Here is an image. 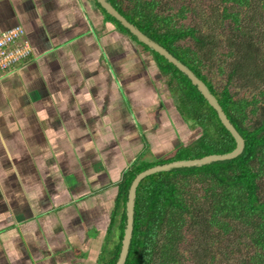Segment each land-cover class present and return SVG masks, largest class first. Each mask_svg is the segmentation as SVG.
Masks as SVG:
<instances>
[{"label": "crops", "instance_id": "1", "mask_svg": "<svg viewBox=\"0 0 264 264\" xmlns=\"http://www.w3.org/2000/svg\"><path fill=\"white\" fill-rule=\"evenodd\" d=\"M19 25L32 53L0 76V264H98L141 159L135 125L175 149L188 122L153 55L94 0H0V30Z\"/></svg>", "mask_w": 264, "mask_h": 264}, {"label": "trees", "instance_id": "2", "mask_svg": "<svg viewBox=\"0 0 264 264\" xmlns=\"http://www.w3.org/2000/svg\"><path fill=\"white\" fill-rule=\"evenodd\" d=\"M108 1L206 84L244 140L243 151L233 159L158 172L140 181L124 264H264V21L251 24L248 15L257 2L264 11V0ZM95 5L153 55L168 77L177 111L187 110L182 120L203 128L194 151L180 148L168 162L232 151L234 139L186 75ZM203 7L207 11L200 13ZM139 160L123 173L118 241L103 264L118 259L132 180L164 164Z\"/></svg>", "mask_w": 264, "mask_h": 264}, {"label": "water", "instance_id": "3", "mask_svg": "<svg viewBox=\"0 0 264 264\" xmlns=\"http://www.w3.org/2000/svg\"><path fill=\"white\" fill-rule=\"evenodd\" d=\"M95 1L108 15L113 17L116 21L120 23L121 26L126 28L129 31V33L132 34L139 43L147 46L148 49H151L152 51L156 52L158 55L162 56L168 63L172 64L181 73L186 75V77L190 80L191 84L196 86L197 90L200 92L203 98L215 110L221 124L230 133V135L235 141L234 149L228 153L210 154L195 159L174 160L165 164L155 165L150 168H147L146 170H143L134 177V179L132 180L129 186L127 199L125 202V227L121 239L120 253L115 263V264H124L128 254V248H129L132 229H133V213H134L136 188L140 183V181L143 178L158 172H166L175 168L200 167L203 165L210 164L212 162L233 159L237 157L239 154H241V152L243 151L244 140L236 131V129L233 127V125L230 123L227 116L223 112L221 106L219 105L216 97L210 92L206 84L202 80H200L187 66H185L173 55H171L161 45H159L158 43L147 37L145 34H143L135 25L130 23L124 16H122L111 5V3L108 0H95Z\"/></svg>", "mask_w": 264, "mask_h": 264}, {"label": "rangeland", "instance_id": "4", "mask_svg": "<svg viewBox=\"0 0 264 264\" xmlns=\"http://www.w3.org/2000/svg\"><path fill=\"white\" fill-rule=\"evenodd\" d=\"M252 6L253 7L250 10L251 13L248 12V15L250 16V19H249L250 23L251 24H255V23L252 22V20H253V21H255L258 24H262L263 21H264V11L261 9V7L259 6L258 2L254 3ZM197 10L200 13H203V11H205L206 8L205 7L198 8ZM261 28H262V26L257 25V29L258 30H260ZM117 30L121 31L118 28H117ZM159 71H160V69H159ZM159 73L165 78V80L167 82L168 81V77L166 75H163L161 73V71ZM213 82L216 83V84H222V83H220L221 81H219L218 79H214ZM157 85L159 86V89H162V90L165 89L164 92L167 95V97H170L172 102L175 103L176 97L173 94H171V92H169V90L167 89V86H166L167 84H163L161 82V79L160 80L158 79V84ZM157 108H158L157 111L159 112V114L165 116V112H164L165 107L164 106L163 107L158 106ZM178 110H179V112H178L179 114H182L183 112L184 113L187 112L186 108H180V109L178 108ZM154 111H156V110L152 109V112H154ZM156 115L157 114L153 113L154 119L156 121V122L154 121L155 124H152L154 128H156L157 124L160 123V120L156 119V117H157ZM166 117L169 118L171 127L173 128V130H175L176 136L179 137L180 126L179 125L176 126L175 121L173 120V118L168 116V114H167ZM185 122H183L182 125H185ZM194 123L196 124V121ZM139 125H140L139 127L135 125V128L138 130V132H139V130L143 131V134H144L143 135V141H144V143H143V147L140 149V151H141L140 152V158L141 159H140V161L137 164H143L145 162H147V163L164 162V164H165L166 162L168 163L169 160H171L172 158H174L176 156L175 155L176 151L178 149H180V148H182V151H184V152L194 151L195 145L198 143V141L200 139L199 137L202 136L201 130L203 129V128L200 129L198 126H195V125L193 126V125H191L190 122H188L187 123L188 128L186 129L187 126L185 128L184 127L182 128V133L180 134L181 139L179 140L180 144L177 141L176 143H178L179 145L176 146L175 149H173L172 146L170 145V144L173 143V139L172 138L163 139V140L159 141L156 145H152L151 143H148L146 132H144L145 131L144 127L142 128V126H141L143 124L141 122H139ZM154 125H156V126H154ZM189 137H190V139H189ZM151 140H152V142H154L153 138ZM184 141H186V142H184ZM111 229L113 231L116 230L115 229V224L113 225V227ZM114 235L115 234H113V233L109 234V236H108L109 238H108L107 244H105L104 248L102 249L103 252L100 253V254H102L100 256L101 260L102 259L104 260L105 258H107L109 253H110V251H111V249L113 248L111 243L113 242ZM117 236L118 235H116V237ZM103 262L104 261H98V264H100V263L103 264ZM183 264H188V262L187 263H183Z\"/></svg>", "mask_w": 264, "mask_h": 264}, {"label": "built area", "instance_id": "5", "mask_svg": "<svg viewBox=\"0 0 264 264\" xmlns=\"http://www.w3.org/2000/svg\"><path fill=\"white\" fill-rule=\"evenodd\" d=\"M24 37L25 31L20 25L0 30V76L25 61L32 53Z\"/></svg>", "mask_w": 264, "mask_h": 264}]
</instances>
